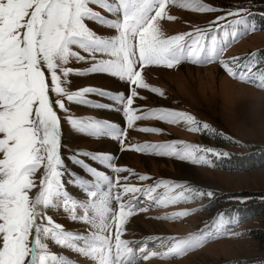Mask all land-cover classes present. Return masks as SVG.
Returning a JSON list of instances; mask_svg holds the SVG:
<instances>
[{"label": "rangeland", "instance_id": "obj_1", "mask_svg": "<svg viewBox=\"0 0 264 264\" xmlns=\"http://www.w3.org/2000/svg\"><path fill=\"white\" fill-rule=\"evenodd\" d=\"M199 2L213 11L202 14L171 6L169 13L175 19L160 23L166 37L203 30L206 51L200 54L202 62L185 61L172 69L137 64L136 70L144 81L164 96L135 89L138 98L133 107L138 115L159 108L187 113L200 125H209L215 134L203 128L200 133H194L187 130L190 125L186 123L173 125L152 118L140 119L128 128L123 106L111 97L120 94L127 97L134 86L108 75L88 74L90 60H73L68 65L84 73L68 78L69 91L92 87L109 93L105 97L85 96L90 104H101L104 108L69 102L67 112L57 109L61 118L62 179L70 199L86 201L83 181H92L83 166L75 161L83 160L108 178L100 187L95 188L93 183L90 188L97 195L90 205L89 223L71 222L70 214L62 210V205L46 212L66 230L87 235L86 250L91 259L58 247L50 239L46 241L50 251L67 258L69 264H229L264 258V243L249 235L253 229H264V217L244 222L232 212L239 208L238 203L213 207L210 199L206 200L207 193L211 192L227 195L264 192V169L240 173L211 168L221 157L249 152L248 146L264 148V81L259 79V72L264 71L259 55L264 48V0ZM237 11L240 15L228 16ZM102 14L110 21L118 19L116 13ZM85 23L104 38L117 35L115 30L93 21ZM213 36L216 52L210 58L207 49ZM194 38V35L186 36V45ZM222 63L234 70L252 67L253 71L234 78L225 72ZM45 74L48 75L47 69ZM69 117L110 121L125 133L121 138L123 144L112 138L95 139L81 134L69 125ZM142 128L162 132H144ZM206 133L230 139L236 146H221L204 136ZM108 142L113 144L112 151L105 146ZM149 143L175 144L176 150L141 154L129 148V145L134 149ZM207 149L211 151H202ZM97 154H106L112 159L101 162L90 158ZM138 158L150 159V165H142ZM176 164L196 169L208 183L171 178L161 171L172 170ZM42 171L35 176L37 184ZM37 194L38 189L30 193L32 197ZM237 198L239 202L246 200L243 196ZM152 223L160 228L148 226Z\"/></svg>", "mask_w": 264, "mask_h": 264}, {"label": "snow or ice", "instance_id": "obj_2", "mask_svg": "<svg viewBox=\"0 0 264 264\" xmlns=\"http://www.w3.org/2000/svg\"><path fill=\"white\" fill-rule=\"evenodd\" d=\"M93 5L102 11H96ZM171 6L202 14L213 11L199 0H0V264H69L67 258L50 251L49 239L58 247L91 259L86 250L87 235L66 230L46 215L49 208L62 205L71 222L89 223L90 205L97 195L90 188L93 183L95 188L100 187L108 179L98 169L77 160L92 177V181H83L86 201L70 199L64 187L57 109L67 112L69 102L104 108L90 104L85 96L109 95L92 87L69 91L68 78L84 74L68 66L73 60H90L88 74L108 75L134 86L127 97H111L123 106L128 128L140 119L152 118L173 125L186 123L190 125L187 130L194 133L203 128L215 134L209 125H200L187 113L159 108L138 115L133 107L138 98L135 89L164 96L144 81L137 64L172 69L185 61L202 62L200 54L206 51L203 30L171 37L162 31L161 21L175 19L169 13ZM103 12L116 13L118 19L110 21ZM233 15L240 12L228 13ZM86 20L111 28L117 35L104 38L90 29ZM193 35L195 38L186 45V36ZM207 52L210 58L215 54L216 37H211ZM222 67L234 78L253 71L252 67L234 70L227 63ZM259 79L264 81V71L259 72ZM68 123L81 134L112 138L123 144L125 133L110 121L69 117ZM140 130L162 132L156 128ZM129 148L141 154H160L176 150V145L149 143ZM90 158L101 162L112 159L106 154ZM41 169L37 184L35 176ZM33 189H38L35 197L30 195Z\"/></svg>", "mask_w": 264, "mask_h": 264}, {"label": "trees", "instance_id": "obj_3", "mask_svg": "<svg viewBox=\"0 0 264 264\" xmlns=\"http://www.w3.org/2000/svg\"><path fill=\"white\" fill-rule=\"evenodd\" d=\"M261 60L264 62V48L259 51ZM207 138L215 141L221 146H236V142L230 139H223L222 137H217L211 133L204 134ZM249 152L243 155L229 154L221 157L218 162H215L211 168L217 170H227L229 172H249L253 170L264 169V148L260 146L247 147ZM212 196H214L212 198ZM238 196H243L246 198L244 202H239ZM210 199L211 206H223L239 204L238 207L233 210L237 213L239 217L244 221L248 222L256 218L264 217V192L259 194H217L211 192V194L206 196V200ZM249 235L259 241L264 243V229H253L249 231ZM230 264H264V258L247 260V261H233Z\"/></svg>", "mask_w": 264, "mask_h": 264}, {"label": "bare ground", "instance_id": "obj_4", "mask_svg": "<svg viewBox=\"0 0 264 264\" xmlns=\"http://www.w3.org/2000/svg\"><path fill=\"white\" fill-rule=\"evenodd\" d=\"M106 148L110 149V151H112L113 148V144L111 143H107ZM139 160H141V164L143 165V163L150 165L149 162L151 161L150 159L147 158H138ZM137 159V160H138ZM158 162V161H157ZM160 163V162H158ZM159 165V164H158ZM174 169L172 170H163L161 169V171L163 172V174L165 176L171 177V178H178V179H189V180H196L199 183H208V180L204 177V175L202 176V174L197 171L196 169H191L188 168L182 164H176L174 165ZM147 226V225H145ZM148 226L154 227V228H160L159 225H157L156 223H152V224H148ZM143 234L146 233V231L144 230H140ZM218 245V244H217Z\"/></svg>", "mask_w": 264, "mask_h": 264}]
</instances>
